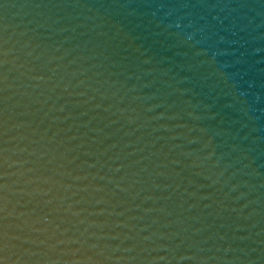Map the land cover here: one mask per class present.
I'll return each mask as SVG.
<instances>
[{
    "label": "water",
    "instance_id": "1",
    "mask_svg": "<svg viewBox=\"0 0 264 264\" xmlns=\"http://www.w3.org/2000/svg\"><path fill=\"white\" fill-rule=\"evenodd\" d=\"M5 264H264V0H0Z\"/></svg>",
    "mask_w": 264,
    "mask_h": 264
},
{
    "label": "snow or ice",
    "instance_id": "2",
    "mask_svg": "<svg viewBox=\"0 0 264 264\" xmlns=\"http://www.w3.org/2000/svg\"><path fill=\"white\" fill-rule=\"evenodd\" d=\"M4 187H6V185L0 183V189H2ZM0 200H3V197H0ZM3 210H4V205L3 204H0V211H3ZM6 259H7L6 256L0 254V264H5Z\"/></svg>",
    "mask_w": 264,
    "mask_h": 264
}]
</instances>
